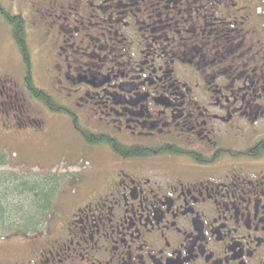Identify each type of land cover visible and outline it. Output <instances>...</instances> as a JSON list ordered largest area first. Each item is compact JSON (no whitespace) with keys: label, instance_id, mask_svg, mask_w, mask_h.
Instances as JSON below:
<instances>
[{"label":"flooded vegetation","instance_id":"1","mask_svg":"<svg viewBox=\"0 0 264 264\" xmlns=\"http://www.w3.org/2000/svg\"><path fill=\"white\" fill-rule=\"evenodd\" d=\"M38 1L47 97L0 74V136L67 119L84 165L0 264H264V2Z\"/></svg>","mask_w":264,"mask_h":264},{"label":"rangeland","instance_id":"2","mask_svg":"<svg viewBox=\"0 0 264 264\" xmlns=\"http://www.w3.org/2000/svg\"><path fill=\"white\" fill-rule=\"evenodd\" d=\"M264 1V0H259ZM38 0H0V74L7 75L11 80L18 84H23L24 76L29 65V74L35 87L45 89L44 84V50L41 48V37L39 30L43 31L45 18L37 16L39 24H35V18L32 15H38L37 11L43 9ZM263 11V10H262ZM259 11V15H262ZM21 16L28 19V29L39 33L38 37L30 36V52L25 64L23 57L18 49V44L13 36V26L10 18ZM36 17V16H35ZM19 18V17H18ZM32 31V32H33ZM29 39V38H28ZM16 41V42H15ZM41 112L40 107H36ZM50 132L41 145L34 144L30 146V152H22L18 155L17 143L12 139H4L0 136V150L4 151L10 157V163L5 167H0V175L11 176L17 175L19 179H42L44 172L62 177L65 185L68 178L79 176L84 164L79 166V138L67 119L50 118ZM28 147V145H25ZM17 154V157H14ZM14 155V156H13ZM41 162V168L36 166ZM101 164L104 161H100ZM35 168L34 170H31ZM31 171L33 173H31ZM62 189H59V193ZM16 199L15 202H18Z\"/></svg>","mask_w":264,"mask_h":264},{"label":"trees","instance_id":"3","mask_svg":"<svg viewBox=\"0 0 264 264\" xmlns=\"http://www.w3.org/2000/svg\"><path fill=\"white\" fill-rule=\"evenodd\" d=\"M10 23L13 26V36L17 41L23 61L27 64L28 55L24 46L23 22L15 17L10 18ZM26 82L30 96L44 102L47 97L46 92L35 87L30 76L27 77ZM9 163L10 157L0 150V167H5ZM62 187V177L55 174H46L42 176V179L34 178L33 180L19 179L14 174L0 175V237L30 234L37 226L40 212L48 209L49 201L52 202L51 206L54 205L55 198ZM16 199H19L20 204L15 202Z\"/></svg>","mask_w":264,"mask_h":264}]
</instances>
